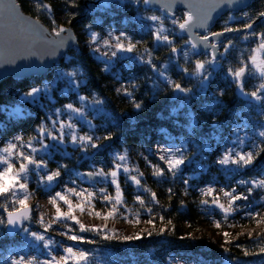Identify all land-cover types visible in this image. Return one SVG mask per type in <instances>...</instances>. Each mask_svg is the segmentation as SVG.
Returning a JSON list of instances; mask_svg holds the SVG:
<instances>
[{
    "label": "rangeland",
    "instance_id": "374dc122",
    "mask_svg": "<svg viewBox=\"0 0 264 264\" xmlns=\"http://www.w3.org/2000/svg\"><path fill=\"white\" fill-rule=\"evenodd\" d=\"M97 1L99 0H93L94 4L91 7L94 8L95 12L103 13L104 11H107L110 20L108 19V22L102 23V27L100 28H86L77 32L76 35L77 37L81 36L79 50L87 51L88 55L96 62H99L103 72L109 76L107 77L108 83L105 85V88L108 89L110 100L115 104L117 103L119 106L123 101H131L128 96L124 95L123 91L117 92V89L126 88L131 92L133 85H135L138 80L136 76L137 69L144 66L151 67L150 64L144 63L139 59L141 56L144 57V60L149 59L148 55L145 53V49L151 51L149 44H153L157 49L162 48L167 52L164 63L155 58L153 54L151 56L152 63H156L159 66L157 67L156 65L157 69L164 71L165 76L175 83H179L173 76V71L175 70L183 73L188 81L190 80L193 82L191 93L185 94L174 91L175 99H177L180 107H183L191 97L199 94V96L203 97L201 98L203 101L202 110L205 111V113L207 112L208 116L209 114H211V116L213 115V119L210 117V122H207L201 114L196 115L190 113L189 118L187 119L189 124L185 125L188 130V136H210L208 138V146L205 147L204 145V148L207 150L206 153L208 154H192L189 142L185 140L177 141L173 138H168L169 143H156L153 145L151 151L156 158L157 163L149 160L141 153H135L133 155L131 151H119L117 149L109 150L106 155L111 162V166L108 170H103L108 172L113 168V161L117 154H126V161L121 163L126 165L130 169V172L125 173L122 168L119 171L117 180L122 193L123 203L117 205L118 211L114 217L107 220L95 215L96 212L107 213L112 207L110 203L104 200L103 194L99 190L105 189L107 194L114 200L116 197V185L111 183L110 177H99L97 181H92L85 177V175H77V173L83 174L98 169L93 167L92 170L81 171L80 169L75 168L64 173L63 170L65 169H61V176L58 178L59 184L50 192H47L48 187L40 184V176L44 175L45 171H55L58 167L48 166L46 170L41 169L39 173L30 171L27 179V192L31 195L27 200V204L29 208L32 209L31 221L33 226H24V228H28L29 232L43 234L45 239H51L54 243L50 245L49 248H45L43 246V241L35 240L31 237L29 232H24L23 230L17 234L15 238L11 239L6 233L7 225L0 224V264H11L12 260H19L21 257H24L25 260L35 258L36 261L51 260L53 256L59 259L60 256L64 255L63 249L68 246L73 247L74 251L77 252H87L89 256L87 264H139L135 257L127 258L122 256L114 250L106 247L105 243L109 242L130 246L132 243L143 240L144 238H156L159 239L157 242L162 243L163 238L177 236V233L179 232L183 234L182 238L192 239L195 235L200 237L204 236L207 230L214 235L215 239L218 240L222 246L230 249V245L236 240L240 230H243L247 226L260 224V215L255 216V214H260L261 211H264V188L251 183H238L241 180L249 182L264 180V151H260V149L264 148V137L258 135L260 131L264 130V99L255 100L250 96L242 95L241 91L237 88L236 83L228 74V70L231 68L228 56L233 50V47L237 44L236 41L232 40L234 37L227 38L220 43L221 58L217 61L216 66L210 68V66L206 65V67L210 68L212 75L207 82V86L201 90L197 78L187 75L183 69L187 68L189 69V72H191L196 60H208L212 57V52L198 56L195 50L186 43L188 40L182 37L178 25L173 23V20L183 22L185 14L188 13L187 11L178 10L174 13L173 18H170L166 16L162 10L148 9L145 6V3H143V0H140L139 5L137 3L133 5H130L129 3H121L117 0H105L106 6L97 4ZM129 6L130 8H128ZM62 12L64 11L59 10V13L48 15V20L52 27L44 24L50 30L52 36H55L54 30H58L61 27H69V23L66 21V13ZM130 14H132V16H130ZM151 16H157L160 20L152 21L149 19ZM245 16L244 13L229 14L224 25L227 26V29H242L232 28L230 26L236 21H247L248 19H246ZM158 28L164 29L163 34L167 35L172 41L171 45L162 40L157 41L155 39L154 33ZM252 32L243 35V37H237L240 38V40H243V43L248 44L249 48L251 45L250 43H255V46L252 45L250 56L253 55L252 50L257 47L259 42L258 37L252 35ZM92 33L97 35L95 43L91 42L90 39ZM121 33H124L127 37L126 39L124 37L121 38L125 45L130 41L135 44L136 47L132 52L120 51L117 52L115 57H112L111 52L116 50V41L114 37L120 36ZM208 35H212V33L210 32ZM106 40L112 45L111 48L105 47L104 41ZM254 40L257 42H254ZM172 47L177 48L176 53L171 51ZM225 47H227V51H225ZM95 49H99V51H95ZM105 52L108 53L107 56L104 55ZM185 53H187V56L184 55ZM257 55L259 59H264L262 52ZM66 56L65 58H68ZM106 61L109 62L108 71L104 70ZM245 63H249V60ZM251 67L252 66L249 63V68ZM151 69L153 70L152 67ZM71 72L76 73L75 77L72 79L81 81L79 86L83 85L85 81L80 70L58 68L53 76L50 79H47L42 87H39L43 88L46 84L51 85L49 94L46 95L41 92L34 101L33 98L29 97L25 99V95H22L17 105L12 107L8 111V114L14 117L26 116L28 115L27 104H42L47 100H51V102L55 103L54 93H59L60 95L65 93L68 95L70 92H73L75 93L76 99L71 102V104L75 107H81L83 104L86 120L80 119L76 114L69 113L65 107L59 109L53 107L48 115V123H45L44 125L55 132L56 129L53 128L52 125L53 120L67 122L71 119V122L76 126L75 130L79 135L87 133L99 137L100 135L96 131L98 126L96 119H99L102 115L106 116L109 114L107 103L100 99L103 103L96 105L92 103L94 99L88 97H86V101L81 102L78 98L83 95L80 93V90L78 89L79 87L69 84L68 77L57 79L60 73ZM247 77V81L243 84L244 92L246 93L256 91L260 84L264 83V77H261L255 71L247 72ZM215 78H217L222 84L225 82H231L232 85L235 86L237 94L245 100L244 109L239 111L237 115H234L235 117L231 118L229 121L220 120L222 115H220L219 112L223 89L220 83H218V85H211ZM150 81L151 86L154 88L162 90L163 87L167 86L173 89L168 84L167 79L159 75V71L153 70ZM260 95L264 96V91H262ZM177 102L175 101V103ZM57 110H60L59 115H57ZM176 111L177 110H174V113ZM88 121L93 125L91 129L88 127ZM205 123L206 125H210L208 127L209 129L205 132H199L200 129L198 128L197 130V127ZM58 126L59 125L57 124V128ZM64 132L68 133L69 129L65 128ZM166 136L174 135L168 133ZM14 138L6 139L0 135V148L6 146L9 142H15L19 147L20 142L15 141ZM23 141L25 142V145H27V140L23 139ZM241 141H243V143H241ZM46 142L49 144L55 143V141L50 140ZM104 142L106 141L102 142V147L98 151L89 149L86 154L78 151L76 146L71 143H66L65 146L57 149L49 148L47 152L41 150L40 143L37 140L32 141V146L37 149L34 156L38 160L42 158L47 161L56 155L75 157L78 158V160H87V158H90L92 155L107 150L112 144L110 140L105 144ZM166 147L182 148L185 156V164L180 166V170L175 176L170 172L165 171L163 176L157 177L153 175V166L155 165L161 168H166L164 162L159 159L162 149ZM228 149L243 152L253 151L254 154L259 152V155H256L253 163L246 168H237L235 165L231 164L220 165L217 161ZM23 150L26 153L31 151L27 146H25ZM191 157H194L195 159L190 165H187L191 160ZM13 160L15 162V157H13ZM206 162H209L211 167L206 164ZM15 166L18 167V163ZM2 167L4 166L0 165V168ZM209 167L211 168L210 170ZM188 168L191 170H188ZM131 176H136L140 180L141 185L137 186L130 179ZM185 180L188 181L187 184L184 183ZM122 182L124 184H122ZM172 185H174L177 192L183 198L189 199L195 216V223H198V225H192L185 221L171 224L165 217L159 216L154 210L155 206H159L157 195L161 192L170 193L169 189L173 192ZM208 187L215 189V194L219 196L220 202L226 207L229 201L220 191L221 189H224L225 191L235 189L234 194L246 195L248 196V199L237 200L233 206L235 210L225 217L224 213L219 208L211 204V197H204L201 195V189H206ZM67 188H74L76 191L87 189V192H92L94 194L90 200V204L86 205V210L84 212L76 209L73 214L87 227L96 226L102 229L101 231L82 232L80 231L79 225L74 221L65 220L63 218L59 221L54 219L56 216V208L49 201L57 192L63 193ZM124 188H127L126 190H128L127 192L130 194L125 195ZM249 188H252L251 193L248 192ZM145 189H147V191H145ZM17 192L22 198L23 193L19 190H17ZM87 192L84 193V196L81 198L69 194L68 199H70L75 206L80 203L81 200L88 199ZM153 193L155 194V197H153ZM137 196L144 201L143 206L137 201ZM12 199L13 198L11 197L7 200L0 198V205L7 206L6 210L4 207H0V217L6 218L5 213L13 210ZM202 199H209V204H201L200 201ZM57 205L60 207L61 212H67V205H65L63 201L57 200ZM148 209H151V211L149 212ZM89 211L93 214L89 215ZM248 213H253V216H249ZM41 217H43V223L39 222ZM149 221H151V223H149ZM257 221L260 222L258 223ZM49 224L51 227L45 231V227ZM217 224H219V227H217ZM69 229H71V231H69ZM62 233L82 236L84 237V241L69 240L67 235H63ZM149 233H151V235H149ZM225 233H228L227 237L224 235ZM137 234L140 236L139 239H124L125 237H135ZM90 235L98 240L96 242L104 243L98 245L94 240L88 238ZM105 236L109 238L105 239ZM69 264H74V262L69 261ZM81 264H85V262H81ZM150 264L160 263L151 262ZM165 264H209V262L195 254L177 252L172 257L168 258ZM226 264H231V262L227 261ZM238 264H264V262L262 260H253L248 263L238 261Z\"/></svg>",
    "mask_w": 264,
    "mask_h": 264
},
{
    "label": "trees",
    "instance_id": "16d2710c",
    "mask_svg": "<svg viewBox=\"0 0 264 264\" xmlns=\"http://www.w3.org/2000/svg\"><path fill=\"white\" fill-rule=\"evenodd\" d=\"M44 1L51 5L53 13H59V10L64 11L62 13H66V21L69 23V26L74 29L75 33L86 28H100L102 27V23H106L110 20L107 11L103 13L94 11V8L91 7L93 5V0ZM17 2L21 5L22 10L26 14L52 27L48 20V15L50 14L46 9H41L37 6L40 0H17ZM87 4L90 5L87 6ZM128 8H130V6ZM261 12H264V0H257L251 8L242 12L246 15L247 21H236L232 23L230 27L245 28L246 24H253L255 21L259 20ZM228 15L229 14L219 20L213 32H221L227 29L224 22ZM130 16H132V14H130ZM252 33H264V21L254 26ZM78 40L80 42L81 36H78ZM232 40L236 41L237 44L230 52L228 61L231 63V68L235 69L240 67L242 63L248 61L252 45L255 46V43H250L251 45L249 48L248 44L243 43V40H240V38L234 37ZM254 42L257 41L254 40ZM149 47L151 48L153 56L164 63L167 52L162 48H155L153 44H149ZM66 55L68 58L64 57L61 63L55 66L54 69L44 77H34L22 81L9 79L0 86L1 136L6 139L21 136L27 141L32 137H36L38 127L48 123L50 110L53 109V107L59 109L71 104V102L76 99L75 93L70 92L68 95L65 93L61 95L59 93H54L55 103L51 102V100L35 105L29 103L27 104L28 115L25 114L26 116L14 117L9 115L8 111L17 105L22 95H25L32 88L42 87L46 80L53 76L56 69H78L81 71L85 81L83 85L78 88L80 93L84 97L91 99L99 98L107 103L109 114L106 116L102 115L99 119H96V123L98 124L96 131L100 135L99 137L108 134L112 135L113 138L110 140L112 144L108 149L106 148L107 150L92 155L90 158H87V160H78V158L75 157L56 155L46 161L48 166L59 167L61 165H67L66 168H61L65 169L63 173L75 168L81 171L92 170L93 167L98 170H108L111 166V162L106 154L111 149L131 151L133 155L135 153H141L149 160L157 163L151 149L156 143H169L168 138L189 142L192 154H208L206 153L207 150L204 148V145L205 147L208 146V138L210 136H188V130L186 129L187 127H185L186 124H189L187 119L190 113L196 115L201 114L207 122H210V117L213 119V115L211 116V114H209L208 116V113L202 110V96H199V94L196 96L194 95L183 107H180L177 99H175V92L173 89L166 85L162 90L151 86L150 82L152 80L150 81V77H152L153 70L149 66H144L137 69L136 76L138 80L131 91L132 99H135L137 102H142V109L136 110L133 107L132 99L129 102L123 101L119 106L117 103L115 104L110 100L108 89L105 88V85L108 83L107 77L109 76L103 72L99 62L93 60L85 50L73 49ZM155 65L157 64L155 63ZM157 67L159 66L157 65ZM173 74L174 79L183 87L193 88V82L190 80L188 81L183 73L175 70ZM218 83L221 84L223 89L219 112L220 115H222L220 120L229 121L231 118L235 117L234 115H237L239 111L244 109L245 100L237 94L235 86L232 85L231 82L222 84L215 78L211 85H218ZM174 100L177 103H175ZM174 110L177 111L174 113ZM209 126L210 125H206L205 123L199 125L197 130L199 128V132H205L209 129ZM168 133L174 136H166ZM106 142H104V144ZM206 164L210 166L209 162H206ZM210 167L209 170L211 169ZM188 170L191 169L188 168ZM122 184L124 183L122 182ZM171 187L173 192H161L157 195L159 206H155L154 210L159 216L165 217L171 224L185 221L195 225L196 220L189 199L183 198L177 192L174 185ZM126 189L124 188L125 195L130 194ZM260 221L258 225L247 226L243 230H240L236 240L230 245V249L222 246L208 230L205 232L204 236L200 237L195 235L192 239L182 238L183 234L179 232L177 236L163 238L162 243L157 242L159 239L156 238H144L143 240L132 243L130 246L109 242L105 243V246L127 258L135 257L139 264H150L151 262L165 264L167 259L177 252L198 255L208 261L209 264H226L227 261H230L231 264H238V261L248 263L253 260H262L264 262V252H261V249L264 248V211L260 212ZM196 225H198V223ZM88 238L95 242L98 241L91 235L88 236ZM96 243L101 245V243L103 244L104 242Z\"/></svg>",
    "mask_w": 264,
    "mask_h": 264
},
{
    "label": "snow or ice",
    "instance_id": "6c2138e0",
    "mask_svg": "<svg viewBox=\"0 0 264 264\" xmlns=\"http://www.w3.org/2000/svg\"><path fill=\"white\" fill-rule=\"evenodd\" d=\"M150 0H143V3L148 4ZM41 9L51 10V6L49 4L43 3L42 0L37 5ZM75 6V5H73ZM261 16H264V12L260 13ZM152 21H158L160 20L157 16H151L149 17ZM193 21V14L191 12H188L185 14V18L183 22H179L177 20H173L174 24H177L179 29L181 31H190V27ZM200 26H204L201 24ZM251 24H246L245 28H251ZM64 28H59L58 30H54V34L56 36H60L62 32H64ZM226 31H233V29H226ZM164 29L158 28L155 33L154 37L157 41H164L168 43L169 45L172 44V41L169 39L167 35H164ZM111 35V34H110ZM213 36H219L222 35V33H212ZM252 35L257 36L259 39V42L257 44V47L252 50L253 55H251L248 60L251 64V68H249V63H242L240 67H237L235 69L230 68L228 70V74L232 77L234 82L236 83L237 88L241 91L242 95L250 96L254 98L255 100H262L264 99V96L260 95L262 91H264V83H261L259 88L256 91H252L250 93L244 92V85H243V77L245 74L249 71H255L257 72L261 77H264V59L258 58V53L264 52V33H253ZM122 37L125 39L127 38L124 33H121L120 36L114 37L115 39V51L111 52V56L115 57L117 55V52H132L136 45L131 43L130 41L125 45V43L122 41ZM70 38V37H68ZM247 38V37H245ZM91 42L95 43L97 40V35L95 33L91 34ZM209 40V36L205 35L200 37V43H204ZM61 43H63V40H61ZM186 43L191 44V47L193 49L197 48V43L193 40H188ZM105 47L111 48L112 45L109 44V42L106 40L104 41ZM207 47V45H205ZM211 47L213 49L216 48L215 44H212ZM95 51H99V49H95ZM171 51L173 53L177 52L176 47H172ZM225 51H227V47H225ZM145 53L148 55L149 59L144 60V57L141 56L139 59L144 62L151 65L154 71H159V75L165 79H167L168 84L173 88L175 92L179 93H191L192 89L183 87L180 83H175L168 79L165 76V72L158 70L156 65L152 63V53L149 49H145ZM105 56L108 55L107 52L104 53ZM187 56V53L184 54ZM217 64L216 56L215 54L212 55V57L208 60H196L194 62V68L191 72H189V69L184 68L183 71L192 77L197 78L199 86L201 90H203L207 86V82L210 80L212 72L210 68H214ZM206 65L210 66L206 67ZM166 67V66H165ZM105 71L109 70V62H105ZM76 73H60L57 77V79H61L64 77L69 78V84H73L76 87H79V84L81 81H76L72 79L75 77ZM135 87V85H133ZM51 85L46 84L43 88H32L29 92L25 94V99L31 97L33 98V101L38 97V94L43 92L46 95L50 92ZM123 91L124 95L128 96L130 99H132V92L128 91L126 88L124 89H117V92ZM222 94V93H221ZM81 102H84L87 100L86 97L80 96L78 98ZM93 104L99 105L102 104L103 101L100 99H94L92 101ZM133 107L136 110H140L143 107L142 102H137L135 99H132ZM65 108L68 110L69 113L76 114L80 119L86 120L85 117V108L82 104L81 107H75L73 104H68L65 106ZM60 114V110H57V115ZM88 127L91 129L93 125L90 121L87 122ZM57 124L59 125L57 128ZM53 128L56 129L55 132L48 129L45 125H40L37 129V136L32 137L27 141V145H25V142L23 141L22 137H15V141H19V147L17 143L15 142H9L6 146L3 148H0V165H3L4 167L0 168V198L3 199H9L10 197L12 199L13 204V210L7 211L6 218L0 217V224H6L7 226H11L15 228L21 221L29 219V214L31 209L29 208L27 204V200L30 197V193L27 192V179L28 174L30 171H34L39 173L41 169H47L48 165L45 160L36 159L34 154L37 152V149L32 146V140H37L40 143L41 150L47 152L49 148L57 149L59 147L65 146L66 143H71L72 145L76 146V149L82 153H87L89 149L99 150L102 147L103 141H109L112 140V135H104L102 137L84 134L79 135L77 131L75 130L76 126L71 122V119L67 122L65 121H52ZM69 129L68 133L64 132V129ZM260 137H264V130L260 131L258 133ZM67 136V140H66ZM55 141L53 144H49L46 141ZM243 143V141H241ZM27 146L31 149L30 152H25L23 149ZM260 151H264V148L260 149ZM256 155H259V152H256L255 154L253 151H235L233 149H228L224 153V155L217 161L220 165H235L237 168H246L248 165H251L253 163V160ZM13 157H15V162L13 160ZM127 156L126 154H117L115 156V159L113 161V168L105 172L103 169H99L96 171L88 172V173H77V175L80 176H88V177H102V178H111V183L116 185V197L113 200L111 196H109L105 189H100L99 191L103 194V198L105 201L110 203L112 207L110 208L107 213H99L96 212L95 215L98 217H102L103 219L107 220L109 218L114 217L116 212L118 211L117 205H120L123 203L122 200V193L120 191L119 183L117 180L119 171L121 168L125 173L130 172V169L122 164L121 162L126 161ZM159 159L164 162L166 165V168H161L159 166H153L154 171L153 175L160 177L165 174V171L170 172L173 176L177 174V172L180 170V166L185 164V156L183 154L182 148H171L166 147L162 149V153L159 156ZM18 163V167L15 165ZM67 165H61L59 166L55 171H45L44 175L40 176V184L44 185L46 187H51L53 183L61 176V168H66ZM142 175V174H141ZM130 179L137 185L140 186L141 182L136 176H131ZM23 181V182H22ZM185 184L188 183L187 180L184 181ZM238 183L240 184H247L251 183L253 185H256L258 187L264 188V180L260 181H244L241 180ZM17 190L23 193L22 198L18 195ZM147 191V189H145ZM171 192V189H169ZM225 197L228 198V205L227 207L220 202V198L218 195L215 194V189L212 187H208L206 189H201V195L204 197H211V204L217 208H219L227 217V215L232 212L234 209L235 202L237 200H247L248 196L243 194H234L235 189H232L231 191H225L224 189L220 190ZM252 188L248 189V192L251 193ZM87 192V189H81L80 191H76L74 188H67L64 190V192H57L55 196L51 197L50 203L56 208V216L54 219L56 221L61 220L62 218L65 220H71L74 221L76 224L79 225L80 231H93V232H99L102 229L93 226V227H87L77 217L73 214L76 209H78L81 212H84L86 210V205L90 204V200L93 197L92 192H87L88 199L81 200L80 203L73 205L72 201L68 199V195L72 194L75 195L77 198H81L84 196V193ZM153 197H155V194H152ZM137 201L143 206L144 201L140 199L139 196L136 197ZM57 200L63 201L65 205H67V212H61L60 207L57 205ZM209 199H202L200 201L203 205L209 204ZM18 205V207H17ZM0 207H4L5 210L7 209L6 205H0ZM150 212L151 209H148ZM93 213L89 211V215H92ZM249 216H253V213H248ZM259 213H256L255 216H259ZM40 223H43V217L39 220ZM258 223L260 221H257ZM151 223V221H149ZM51 225H47L45 227V231L50 228ZM217 227H219V224H217ZM24 232H29L28 228L22 229ZM71 231V229H69ZM163 231V230H161ZM31 237H33L37 241H43V246L45 248H49L50 245L54 243L51 239H45V236L43 234H39L37 232H29ZM63 235H67V238L72 241H84V237L77 236L75 234L68 235L67 233H62ZM151 235V233H149ZM226 237L228 236V233L224 234ZM105 239H108L109 237L105 236ZM140 236L137 234L135 237H125L124 239L130 240V239H139ZM85 242H91V241H85ZM64 255L60 256L59 259H57L55 256L52 257L51 260H45V261H36L35 258H31L28 260H25L24 257H21L19 260H12L11 264H69V261H73L74 264H81V262H85L87 264V261L89 259L88 253L85 251H74L73 247L68 246L63 249ZM261 252H264V248L261 249ZM247 254V252H246Z\"/></svg>",
    "mask_w": 264,
    "mask_h": 264
},
{
    "label": "water",
    "instance_id": "95a60500",
    "mask_svg": "<svg viewBox=\"0 0 264 264\" xmlns=\"http://www.w3.org/2000/svg\"><path fill=\"white\" fill-rule=\"evenodd\" d=\"M121 3L140 4V0H117ZM257 0H150L145 6L152 10H162L173 18L178 10L193 14L190 31H181L183 38L197 43L195 52L198 56L212 52L216 61L221 58L220 43L230 37H241L249 34L264 16L252 24L251 28H242L233 31H221L219 36L208 35L221 18L233 13L239 14L251 8ZM41 2V0H40ZM43 3H46L42 0ZM48 4V3H46ZM99 5L106 6L105 0H99ZM50 5V4H49ZM90 4H87L89 6ZM51 6V5H50ZM52 15L53 10H47ZM203 24L204 26H200ZM65 29L60 36H52L50 30L38 19L26 14L17 0H0V86L9 79L22 81L30 78L44 77L73 49H80V43L74 29ZM209 36V40L200 43V37ZM70 37V38H68ZM63 40V43H61ZM212 44L216 48L211 47ZM189 46L191 44L188 43ZM207 45V47L205 46ZM264 56V52H262ZM247 73L243 77V84L247 81ZM195 158L192 157L187 165ZM85 177L97 181L99 177ZM59 184L57 179L47 188L52 191ZM31 209V208H30ZM7 215V213H5ZM32 209L29 219L21 221L15 228L7 226L6 233L13 239L24 226L32 227Z\"/></svg>",
    "mask_w": 264,
    "mask_h": 264
},
{
    "label": "flooded vegetation",
    "instance_id": "af4514ba",
    "mask_svg": "<svg viewBox=\"0 0 264 264\" xmlns=\"http://www.w3.org/2000/svg\"><path fill=\"white\" fill-rule=\"evenodd\" d=\"M97 3H98V1H97ZM125 3H129V2H125ZM93 4H94V2H93ZM130 4V3H129ZM130 5H133V4H130ZM139 5V4H138ZM53 10V9H52ZM230 14H233V13H230ZM226 16V15H225ZM224 16V17H225ZM217 25V24H216ZM216 27V26H215ZM211 33H217V32H213V30L211 31Z\"/></svg>",
    "mask_w": 264,
    "mask_h": 264
}]
</instances>
